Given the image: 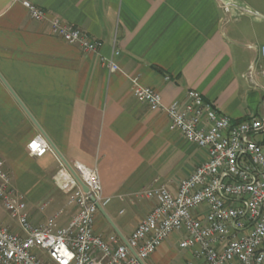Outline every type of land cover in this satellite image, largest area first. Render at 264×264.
Masks as SVG:
<instances>
[{
	"label": "crops",
	"instance_id": "1",
	"mask_svg": "<svg viewBox=\"0 0 264 264\" xmlns=\"http://www.w3.org/2000/svg\"><path fill=\"white\" fill-rule=\"evenodd\" d=\"M23 1L100 42L97 53L53 36L46 23L30 19ZM237 1L259 17L222 25L215 0H0V162L12 190L25 194L32 225L53 216L58 227L71 220L75 210L52 176L60 162L80 161L96 166L109 200L94 232L124 243L154 205L135 193L159 185L175 192L205 160L169 128L164 112L130 94L129 77L155 90L164 106L184 103L194 90L233 122L262 112L264 0ZM102 59L120 71L110 72ZM37 135L59 156L52 149L29 156L26 145ZM0 223L18 231L4 211ZM182 239L170 234L145 264H201L194 250L178 247Z\"/></svg>",
	"mask_w": 264,
	"mask_h": 264
},
{
	"label": "built area",
	"instance_id": "2",
	"mask_svg": "<svg viewBox=\"0 0 264 264\" xmlns=\"http://www.w3.org/2000/svg\"><path fill=\"white\" fill-rule=\"evenodd\" d=\"M215 1L222 25L242 16L259 17L237 0ZM21 4L30 19L46 23L53 36L97 53L101 43L80 29L49 18L28 2ZM112 55L119 52L114 49ZM260 57L264 59V47H260ZM101 61L110 72L120 71L113 59ZM253 72L251 66L246 77ZM259 75L264 80V67ZM128 79L130 94L151 111L164 112L169 128L179 130L203 150L205 160L175 192L159 185L135 193V198L151 200L154 205L126 244L116 235L102 237L93 230L98 207L109 201L102 198L96 166L80 161L59 163L52 182L75 213L64 227H58L57 216L36 226L29 222L25 203L10 187L0 162V211L18 226L17 232H11L0 223V264H145L174 232L183 234L178 247L194 250L201 264H264V89L262 112L233 122L218 114L197 91L187 90L184 103L176 100L164 106L155 90L141 86L137 77ZM26 149L33 158L52 152L42 135L28 142Z\"/></svg>",
	"mask_w": 264,
	"mask_h": 264
},
{
	"label": "water",
	"instance_id": "3",
	"mask_svg": "<svg viewBox=\"0 0 264 264\" xmlns=\"http://www.w3.org/2000/svg\"><path fill=\"white\" fill-rule=\"evenodd\" d=\"M50 148L59 156L58 152L53 148V146L51 144H49ZM75 176V175H74ZM79 182V181H78ZM79 184L81 185L82 189L84 192H87V189L79 182ZM98 211L102 212V208L98 207ZM103 213V212H102ZM124 244H126V242H124ZM131 253H133L131 251Z\"/></svg>",
	"mask_w": 264,
	"mask_h": 264
},
{
	"label": "rangeland",
	"instance_id": "4",
	"mask_svg": "<svg viewBox=\"0 0 264 264\" xmlns=\"http://www.w3.org/2000/svg\"><path fill=\"white\" fill-rule=\"evenodd\" d=\"M16 194L20 195V196L22 197L23 201H26V196H25V194H21V193L19 192V190H17ZM60 200H61V201H62V200L64 201V198H63V199H60ZM26 210H27V209H26Z\"/></svg>",
	"mask_w": 264,
	"mask_h": 264
}]
</instances>
